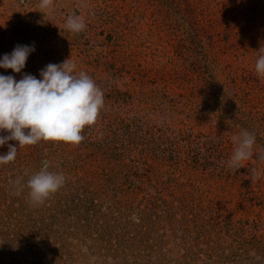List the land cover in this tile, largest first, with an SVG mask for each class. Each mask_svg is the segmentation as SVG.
I'll return each mask as SVG.
<instances>
[{"label":"rangeland","instance_id":"374dc122","mask_svg":"<svg viewBox=\"0 0 264 264\" xmlns=\"http://www.w3.org/2000/svg\"><path fill=\"white\" fill-rule=\"evenodd\" d=\"M40 2L0 0V59L35 45L21 73L0 75L41 79L70 59L104 105L78 145L8 142L0 264H264V161L226 166L242 130L264 147V0ZM69 15L86 28L66 30ZM45 164L65 180L35 203L27 181Z\"/></svg>","mask_w":264,"mask_h":264},{"label":"clouds","instance_id":"9594fccd","mask_svg":"<svg viewBox=\"0 0 264 264\" xmlns=\"http://www.w3.org/2000/svg\"><path fill=\"white\" fill-rule=\"evenodd\" d=\"M52 6V0H41L40 8ZM66 30L80 33L86 28L84 19L69 15ZM35 51L32 45H17L11 53L0 59V68L21 73L26 61ZM255 71L264 77V49L257 51ZM77 65L70 59L63 63H49L40 70L41 79L24 73L17 81L12 75H0V131L10 133L0 136V146L17 141L19 147L34 145L40 140L56 141L78 145L84 139L81 134L86 126L93 125L104 105V93L85 72H75ZM25 129L29 131L25 133ZM256 135L242 130L232 137L235 148L226 161V166L237 171L245 162L253 159L264 161V147L254 151ZM7 154L0 155V163L15 160L17 147L8 144ZM256 169L251 170L255 177ZM63 174L49 172L47 164L27 181L30 199L43 203L64 183ZM257 259H259L257 257Z\"/></svg>","mask_w":264,"mask_h":264},{"label":"trees","instance_id":"16d2710c","mask_svg":"<svg viewBox=\"0 0 264 264\" xmlns=\"http://www.w3.org/2000/svg\"><path fill=\"white\" fill-rule=\"evenodd\" d=\"M105 140L107 141V142H109V143H113L114 141H113V139H110V138H105ZM130 140V139H129ZM113 141V142H112ZM131 141V140H130ZM98 147H101L100 148V150H107L106 152H111V150H110V148H109V145H107V143H105V142H102V145L101 144H99L98 145ZM109 152V153H110ZM169 212V211H168ZM176 215H178L175 211H173V208H171L170 209V213H169V215H168V217L170 218L169 220L171 221H174L175 222V220H174V217L176 216ZM179 220L177 221V222H180V224L182 225V226H186L187 225V222H191V221H189V220H191V216H190V214H180L179 215ZM190 218V219H189ZM143 224H145L144 223V221H143ZM233 226V224L232 223H230V224H227V227L228 228H231ZM216 228H218V226H215Z\"/></svg>","mask_w":264,"mask_h":264}]
</instances>
